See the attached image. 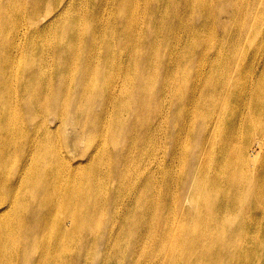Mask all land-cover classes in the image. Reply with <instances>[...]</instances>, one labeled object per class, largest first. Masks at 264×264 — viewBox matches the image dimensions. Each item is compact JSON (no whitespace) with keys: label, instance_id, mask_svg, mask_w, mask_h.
<instances>
[{"label":"bare ground","instance_id":"bare-ground-1","mask_svg":"<svg viewBox=\"0 0 264 264\" xmlns=\"http://www.w3.org/2000/svg\"><path fill=\"white\" fill-rule=\"evenodd\" d=\"M139 1L147 9L158 0H0V264H74L82 256L75 239L102 223L103 214L109 242L118 222L123 225L115 207L133 204L138 195L149 210L161 192H176L178 180L168 172L175 158L165 159L170 146L162 142L158 156L154 139L136 133L138 96L142 102L152 99L154 113L162 99L160 90L155 96L159 74L152 67L158 45L147 36L162 35L154 28L157 10L143 21L148 30L137 39ZM261 4L256 0L254 19ZM177 76L170 72L167 86ZM227 87L233 84L222 85L229 105L246 97L264 100V83L258 87L253 80L235 92ZM184 99L178 93L182 110ZM170 107V99L163 100L157 120L166 112L168 118ZM199 120L201 147L187 161L182 194L199 180L195 174L211 132H219L225 150L244 130L241 125L250 130L259 123L257 139L227 146L239 150L234 164L245 175L244 193L257 199L264 105L223 109L215 126ZM156 132L159 138L162 132ZM144 142L153 147L139 152ZM228 156L225 150V164ZM131 162L135 169H129ZM178 200L182 207L191 203L189 196ZM138 227L133 225L136 233Z\"/></svg>","mask_w":264,"mask_h":264},{"label":"rangeland","instance_id":"rangeland-1","mask_svg":"<svg viewBox=\"0 0 264 264\" xmlns=\"http://www.w3.org/2000/svg\"><path fill=\"white\" fill-rule=\"evenodd\" d=\"M261 2L256 19L252 16L256 0H158L155 3L154 28L162 35L147 36L154 40V47L158 45L152 67L159 74L155 96L158 97L160 90L162 99L160 110L154 113L152 99L142 102L138 96L139 111L134 112V116L139 115L136 133L154 139L158 156L164 148L162 142L170 146L172 152L168 151L165 159L175 158L168 172L178 180V188L176 192H161L162 198L149 210L144 209V197L138 195L133 197V204L115 207L123 225L118 222L109 242L106 235L109 226L103 214L102 223L95 225L82 240L75 239L76 252L82 256L74 264H264V172L257 185L258 198L247 196L245 175L234 164L239 150L227 148L234 141L245 145L248 139H257L263 129L261 124H253L251 131L247 123L241 125L244 130L235 134L225 147L229 154L227 164L223 160L224 143H218L219 132H211L205 144L207 152L197 166L195 177L199 180H192L185 194L180 190L187 174V161L201 147L199 119L206 118L209 121L205 123L215 126L223 109L243 110L245 106L264 105L263 99L255 102L251 97L229 105L222 89L228 82L233 84L227 87L232 92L250 87L253 80L258 87L264 83V0ZM139 5L141 15L135 22L142 25L137 39L147 33L148 26L143 21L155 9L154 6L146 9L140 1ZM141 49L140 45L137 51ZM170 72L180 76L167 86ZM178 93L185 97L183 110L177 100ZM165 99L171 102L169 116L166 118V112L164 120L159 115L157 120ZM214 108L215 112H211ZM195 109L199 111L196 120ZM163 122L165 126L158 128ZM156 131L162 132L159 138ZM153 133L155 138L151 136ZM149 147H153L152 143L144 142L138 151H147ZM252 150L257 153L258 149ZM263 158L264 153L257 161L262 162ZM135 168V162L129 163L130 170ZM131 196H125L126 202ZM186 196L191 198V203L182 207L178 199ZM134 224L139 225L137 233ZM223 231L224 236L220 234ZM193 236L198 238L192 241Z\"/></svg>","mask_w":264,"mask_h":264}]
</instances>
